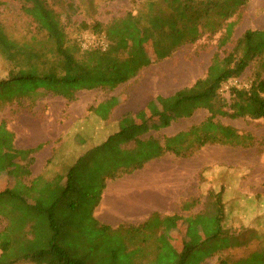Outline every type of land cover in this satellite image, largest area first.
I'll use <instances>...</instances> for the list:
<instances>
[{
    "label": "trees",
    "instance_id": "trees-1",
    "mask_svg": "<svg viewBox=\"0 0 264 264\" xmlns=\"http://www.w3.org/2000/svg\"><path fill=\"white\" fill-rule=\"evenodd\" d=\"M15 1L22 6L23 14L31 18L35 33L32 42H21L8 34L0 20V105L38 95L62 96L73 101L82 90H113L152 60L167 59L179 47L195 43L205 34H224L205 77L179 89L167 100L154 99L147 107L151 113L126 115L122 127L104 141L88 146L89 140L80 138L82 152L66 167L64 186L60 187V182L49 190L41 186L40 203L31 201L30 188H26L21 177L29 172L26 166L33 162L28 156L32 151L17 148L12 133L0 126V187L7 181L0 188V214L9 219L8 226L0 232V264H96L109 256L120 264H189L199 251L194 264L215 257L217 264H264V248L238 258L222 256L226 250L245 244L239 240V233L234 234L224 225L226 203L222 191L215 195L218 202L212 212L216 232L199 242H185L180 252L174 251L160 233L163 219L157 212L144 223L118 228L103 224L94 216L107 179L134 173L168 153L191 158L208 144L254 145L253 134L218 120H264V28L246 30L226 49L235 33L232 18L250 0H142L139 9L114 16L106 25L100 21L84 23L82 29L89 28L87 32L92 35L106 37V49L83 48L77 39L63 41L62 17L78 10H71L76 6L75 0ZM55 2L62 6L61 11L54 7ZM2 6L0 0V10ZM194 26L200 31L193 30ZM148 42L151 51L147 49ZM255 64L258 69L250 85L230 86V97L226 98L222 94L225 85ZM118 69L123 72L118 74ZM202 108L209 112L204 121L167 136L164 142L137 136L151 125L167 124L173 111L192 114ZM130 143L133 147L128 148ZM4 171L8 176L2 175ZM97 175L104 183L91 221L87 222L81 209L90 192L85 199L80 196L82 183L92 184ZM88 189L91 191V186ZM196 204L195 200L186 201L181 207L190 210ZM72 212L78 215L74 220L68 218ZM101 229L110 236L114 234V246L92 258L88 252L97 250L94 244L102 236L97 233ZM151 241L155 243L154 250L148 248Z\"/></svg>",
    "mask_w": 264,
    "mask_h": 264
},
{
    "label": "rangeland",
    "instance_id": "rangeland-1",
    "mask_svg": "<svg viewBox=\"0 0 264 264\" xmlns=\"http://www.w3.org/2000/svg\"><path fill=\"white\" fill-rule=\"evenodd\" d=\"M53 1L58 0H51ZM141 1L75 0L76 6H72L71 10H78L70 11L62 17L63 41L70 42L76 39L78 41L82 35H92L87 32L89 28L82 29L84 23L91 25L100 21L106 25L114 16L139 9ZM54 7L59 11L62 9L57 2L54 3ZM22 9L15 0H3L0 20L11 37L21 42H32L35 33L33 22L23 14ZM232 20L235 22V33L232 43L226 46V49H229L246 30L264 28V0H250ZM192 29L200 31L197 26ZM223 34L224 31L205 34L197 42L179 47L167 59L152 60L150 64L142 66L135 76L113 90L107 87L82 90L73 101L62 96L38 95L34 99L2 103L0 126H4L12 133L13 144L17 148L31 150L36 156L33 172L30 170V175H23V182L31 183L37 175L51 178L56 174L64 173L66 167L75 162L82 152L80 138L88 139L89 141L86 140L88 146L101 141L99 116L94 113L95 108L101 115L110 117L109 122H114L112 126L116 129L126 115L151 113L148 105L154 102V99L167 100L179 89L191 86L197 79L205 77ZM94 37L96 40L102 38L107 43L105 36ZM148 43L147 49L151 51V42ZM257 69L258 65L255 64L241 77L231 80L228 86L225 85L222 89V94L229 98V87L232 85L248 87L254 80ZM121 72L123 71L118 69V74ZM126 97L127 100L114 110V115L110 116V108L107 104H113L114 101L121 103ZM208 115V110L203 108L192 114L181 110L173 111L167 124L157 127L151 125L147 130H140L137 136L142 139L155 137L164 142L167 136L189 130L193 125L204 121ZM218 120L242 132L253 134L256 138L254 145L233 147L208 144L191 158H181L168 153L161 159L152 160L149 167L154 168L159 164L166 171L167 168L175 169V174L172 176L182 195L181 206L186 201L195 200L200 213L215 212L218 202L215 195L222 191L223 201L226 203L224 225L234 234L239 233V240L245 242L242 246L226 250L222 256L238 258L255 249L264 248V120H254L250 117L238 119L219 117ZM132 144L130 143L128 148L133 147ZM28 156L30 157V154ZM32 163L27 164L26 168L30 169ZM145 172L147 173L148 170ZM160 172V175L159 172L150 174L152 182H163L164 174ZM2 175L8 176L6 171ZM6 182L4 181L1 187H4ZM103 183L101 175H97L92 184L82 183L84 189L80 196L85 199L90 192L87 202L83 201L81 209V215L87 222L91 221L92 211ZM90 186L91 191L88 189ZM77 216L72 212L68 218L74 220ZM8 224V217L0 214V232ZM29 227L30 224H27L26 229L28 230ZM97 233L102 236L94 244L97 250L88 252L92 258L99 256L101 250L106 252L114 246V234L110 236L104 229ZM154 245V241H151L148 248L154 250ZM118 246L120 247L119 244ZM84 249L88 251V248L84 247ZM197 254H201L200 251L194 255L189 264L195 263ZM97 264H114V257L109 256ZM201 264H217V257L207 259Z\"/></svg>",
    "mask_w": 264,
    "mask_h": 264
},
{
    "label": "crops",
    "instance_id": "crops-1",
    "mask_svg": "<svg viewBox=\"0 0 264 264\" xmlns=\"http://www.w3.org/2000/svg\"><path fill=\"white\" fill-rule=\"evenodd\" d=\"M126 100L127 97L121 100V103L114 101L113 104H107V107L110 108V116L114 115V110ZM94 113L99 116L101 141L106 140L110 134L122 127L124 120L120 121L119 128L113 129L114 122H109L110 117L107 118V116L101 115L97 110ZM30 157H32L33 163L28 169L29 172L23 174L24 176L30 175L31 171L33 172L36 156L30 153ZM155 160H158V158ZM153 161L134 173L116 180L107 179L101 200L94 211L95 217L103 224L118 228L123 224L139 225L144 223L151 218L153 213L157 212L163 219L160 233L176 252L182 251L185 242L195 243L213 235L217 230L213 213H200L197 206L190 210H182L180 204L182 195L178 191L177 183L174 182L172 176V174H175V169L168 170L167 168L166 171L159 164L151 168L149 164ZM160 171L164 174L162 177L164 178L163 182H152L150 174L159 172L160 175ZM58 182H60V187L64 186L65 171L51 178L37 175L31 183H24L27 186L26 188H30L31 201L40 203L42 201L39 196L41 193L40 187H46L47 190L53 189ZM114 264L120 263H116L114 259Z\"/></svg>",
    "mask_w": 264,
    "mask_h": 264
},
{
    "label": "built area",
    "instance_id": "built-area-1",
    "mask_svg": "<svg viewBox=\"0 0 264 264\" xmlns=\"http://www.w3.org/2000/svg\"><path fill=\"white\" fill-rule=\"evenodd\" d=\"M78 42L83 48H90L96 46L106 49L108 46V44L104 40H102V38H98V40H96V38L93 35H82L79 37Z\"/></svg>",
    "mask_w": 264,
    "mask_h": 264
},
{
    "label": "bare ground",
    "instance_id": "bare-ground-1",
    "mask_svg": "<svg viewBox=\"0 0 264 264\" xmlns=\"http://www.w3.org/2000/svg\"><path fill=\"white\" fill-rule=\"evenodd\" d=\"M184 75V74H183Z\"/></svg>",
    "mask_w": 264,
    "mask_h": 264
}]
</instances>
